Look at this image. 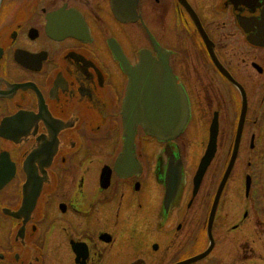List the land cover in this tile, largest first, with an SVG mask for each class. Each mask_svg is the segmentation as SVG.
Listing matches in <instances>:
<instances>
[{"label":"flooded vegetation","instance_id":"af4514ba","mask_svg":"<svg viewBox=\"0 0 264 264\" xmlns=\"http://www.w3.org/2000/svg\"><path fill=\"white\" fill-rule=\"evenodd\" d=\"M146 51L166 55L189 115L170 139L137 125L126 150L123 63ZM235 144V162L264 159V0H0V264H176L203 251ZM213 248L186 264L254 257Z\"/></svg>","mask_w":264,"mask_h":264},{"label":"water","instance_id":"95a60500","mask_svg":"<svg viewBox=\"0 0 264 264\" xmlns=\"http://www.w3.org/2000/svg\"><path fill=\"white\" fill-rule=\"evenodd\" d=\"M123 65L128 75L122 111L126 150H129L133 145L134 129L138 124L144 127L146 133L160 139H168L178 134L187 118V102L184 92L173 78L166 56L159 53V59L156 60L149 53H143L137 65L131 66L128 62H124ZM216 129L217 125L213 122L210 128L208 145L194 176L195 188L213 156ZM236 149L235 145L217 186L209 214L208 226L211 225L221 191L233 165ZM246 179L248 188V175ZM208 249L209 247L204 252L176 264H184L195 260L203 256Z\"/></svg>","mask_w":264,"mask_h":264},{"label":"rangeland","instance_id":"374dc122","mask_svg":"<svg viewBox=\"0 0 264 264\" xmlns=\"http://www.w3.org/2000/svg\"><path fill=\"white\" fill-rule=\"evenodd\" d=\"M195 132V137L199 138ZM189 155L200 151L198 145H188ZM202 149V148H201ZM257 154V152H254ZM218 154L225 156L227 148ZM225 159H217L210 176L212 185L217 183L215 173L220 171ZM232 173L224 187L215 212L211 234L214 239L212 257L231 261L241 259L253 253L244 264H264V243L255 230L264 229V159H252L248 166L245 160L237 159ZM249 172L251 183L248 194L245 193L244 175ZM219 177V176H218ZM213 187V186H212ZM199 262L197 264H201Z\"/></svg>","mask_w":264,"mask_h":264}]
</instances>
